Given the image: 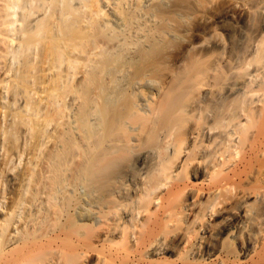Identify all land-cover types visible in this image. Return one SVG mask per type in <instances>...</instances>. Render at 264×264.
<instances>
[{
  "label": "bare ground",
  "instance_id": "bare-ground-1",
  "mask_svg": "<svg viewBox=\"0 0 264 264\" xmlns=\"http://www.w3.org/2000/svg\"><path fill=\"white\" fill-rule=\"evenodd\" d=\"M0 264H264V0H0Z\"/></svg>",
  "mask_w": 264,
  "mask_h": 264
}]
</instances>
